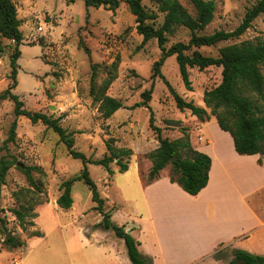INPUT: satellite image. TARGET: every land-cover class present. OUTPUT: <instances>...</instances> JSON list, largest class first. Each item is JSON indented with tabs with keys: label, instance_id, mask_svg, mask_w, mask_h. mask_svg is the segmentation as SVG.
<instances>
[{
	"label": "rangeland",
	"instance_id": "obj_1",
	"mask_svg": "<svg viewBox=\"0 0 264 264\" xmlns=\"http://www.w3.org/2000/svg\"><path fill=\"white\" fill-rule=\"evenodd\" d=\"M13 1L22 21L21 31L24 34L23 45L20 47L22 56L18 61V87L13 92L24 102L26 110L60 119L65 129L75 133L77 151L94 160L102 159L108 153L105 142L109 138H115L116 142L121 143L129 141L138 152L149 151L152 147L146 141L148 135L152 136L148 125L149 110L145 107H132L142 101V94L151 88L153 95L150 105L155 113L156 125L163 130V136L174 140L179 132L182 133V127L188 128L183 126L182 120L189 117L186 114L188 112L177 108L169 87L161 77L153 78L154 64L161 57L158 42L152 39L143 44V37L136 30V18L125 0L114 12L91 7L89 17L83 0H75L74 3L70 0ZM179 1L196 16L190 0ZM257 2L258 0H216L212 23L198 34L234 31L242 23L247 10ZM144 4L150 13L157 16L148 23L160 28L165 21V13L159 10L157 4L150 1H145ZM263 37L264 14L240 38L221 42L213 47H202L198 51L206 56L218 57L223 48L243 42L257 43ZM167 38L166 46L170 48L178 42L188 43L191 32L179 26L168 33ZM81 42L90 50V55L81 47ZM14 52L15 43L0 37V95L12 83L10 57ZM114 63H118L116 79L107 94L121 101L126 109L119 110L107 124V120L98 111V105L93 104L92 65L99 66L96 85L101 86L113 74L111 67ZM262 71L264 74V66ZM189 72L192 91H188L182 81L175 56L169 57L161 67V74L180 96L197 105L202 104L204 92L221 83L222 68L214 66L203 71L191 68ZM168 120H178L180 124L175 125ZM15 121L16 140L8 143V150L0 151V159L9 154L16 160L9 170L0 199V205L4 209L1 215L6 216L8 222V232L0 230V264H108L103 255H100V250L89 245L94 239L86 236L94 231L98 233L93 238L103 234L102 239H105L106 235L103 228L97 227L103 218L95 209L96 204L92 201L89 187L82 181L75 182L72 208L63 210L57 205V199L62 194L61 184L82 174V161L69 155L66 146L59 142V135L53 130L47 129L42 123L33 124L24 116L16 117L15 104L11 100H0V148L8 140ZM132 139L137 140L131 142ZM116 142L115 146L118 147ZM153 143L155 145L156 142ZM154 150L139 155V159L142 161ZM133 155L128 162L133 159ZM116 162L117 160L111 164V168L119 171ZM20 165L42 170L32 172L34 179L42 185V194L27 192L33 188L25 172L19 168ZM88 169L105 200V211L108 212L110 208L123 210L125 213L133 210L134 205L121 198L113 183L115 177L111 179L106 168L88 164ZM169 169L171 170L170 166ZM117 182L120 184L123 180L119 178ZM19 192L23 194L18 200L15 193ZM29 201L42 204L35 206L33 214L36 218H28V221H34L35 227L28 226V231H24L12 210ZM255 204L264 218V191L259 194ZM188 222L189 219L186 227L183 230L177 228L180 231L173 236L175 245L170 252L175 257L174 260L191 248L187 236L191 232ZM205 225L200 223L194 233L198 235ZM36 230L41 231L43 237L30 238V232ZM106 232L116 238L113 231ZM9 233L25 245L18 248L6 245ZM122 246L127 255L123 241ZM167 246L166 244V249ZM232 256V251L225 248L220 249L215 259L229 263Z\"/></svg>",
	"mask_w": 264,
	"mask_h": 264
},
{
	"label": "trees",
	"instance_id": "obj_2",
	"mask_svg": "<svg viewBox=\"0 0 264 264\" xmlns=\"http://www.w3.org/2000/svg\"><path fill=\"white\" fill-rule=\"evenodd\" d=\"M70 1L71 3L75 2V0ZM83 1L89 17V9L91 7L96 9L104 8L114 12L120 7L123 0ZM145 1L157 4L159 10L165 13V21L160 28L157 29L148 23V21L155 19L157 16L147 10L144 4ZM125 2L136 18V30L143 37V44L152 39H156L158 42L161 57L154 64L153 78L161 77L164 80L175 99L177 108L182 112L190 111L193 116H197L202 121L209 120L211 116H214L219 127L232 136L236 152L240 155H259V165L264 167V74L262 71L264 66V37L257 43L243 42L223 48L218 57L206 56L198 51L199 48L213 47L221 42L238 39L244 35L253 26V22L264 14V0H258L257 4L247 10L242 23L234 31L226 32L220 30L211 35H199L198 33L204 31L212 23L217 7L216 0H190L196 10V16H193L179 0H125ZM21 25L22 21L19 19L14 1L0 0V37L15 43V52L10 57V80L12 83L0 95V100H11L14 102L16 117L24 116L33 124L42 123L47 129L53 130L59 135V142L66 146L69 155L73 159L82 161L84 165L82 174L61 184L60 191L62 194L57 199V205L63 210L71 209L74 204L72 195L74 183L82 181L91 190L92 201L96 204L95 209L98 210L103 218L97 227L106 231L111 230L118 238L125 241L132 264H152L151 258L145 257L140 253L139 242L126 232L124 226L114 223L111 213L105 211V200L102 198L97 184L91 178L88 169V164L103 166L112 176L115 172L112 170L111 164L117 160L116 164L119 166V172L125 173L129 170V162L127 160L133 155V151L116 147V139L109 138L105 142L108 153L102 159L94 160L88 158L84 153L75 149V133L65 129L61 125L60 119L53 118V116L42 112L26 110L24 102L13 92L18 87V61L22 56L20 47L24 41ZM179 26L191 32V39L188 43L178 42L168 48L166 46L168 42L167 34ZM80 45L90 55V50L84 43L81 42ZM172 56L176 57L182 81L188 91H192L189 69L198 68L203 71L214 66L222 68L221 83L215 88L204 92L203 101L210 111L198 106L194 101L185 100L161 74V67ZM98 67L96 64L92 65L91 96L93 104L98 105V111L102 118L109 120L119 110L126 109L121 101L107 94L111 84L116 79L118 63L112 65L113 74L101 86L96 85ZM152 95L153 88L146 90L142 94V101L132 107V109L145 107L149 110V128L159 142V147L147 155V158L153 163L148 182H153L159 177L162 170L170 166V181L177 183L189 195L197 196L209 183L213 160L209 155L193 147L187 128H181L183 137L177 140H171L163 136V130L156 125L155 113L150 105ZM168 122L175 125L180 124L178 120H168ZM16 129L17 122L15 121L10 129V136L4 146L0 148V151L8 150V143L15 142ZM8 155L0 159V199L2 188L7 182L9 170L16 161L13 156ZM173 157L176 158L175 161H173ZM19 168L25 172L29 184L33 188V190L29 189L27 192L42 194L41 183L37 182L32 175L33 171L42 172V170L38 167H23L22 165ZM22 194V192L15 193V197L19 200ZM39 204L42 203L29 201L27 204H22L20 208L12 210L24 231H28V226L35 227L34 221H28V218H36L33 212L35 206ZM3 212L4 209L0 205V230L8 232L7 218L1 215ZM29 236L30 238L43 237V233L39 230L31 231ZM5 243L12 248L25 245L24 242L18 240L15 236L7 238ZM240 263L264 264V257L244 250H236L234 259L230 264Z\"/></svg>",
	"mask_w": 264,
	"mask_h": 264
},
{
	"label": "crops",
	"instance_id": "obj_3",
	"mask_svg": "<svg viewBox=\"0 0 264 264\" xmlns=\"http://www.w3.org/2000/svg\"><path fill=\"white\" fill-rule=\"evenodd\" d=\"M198 106L209 111L204 101ZM186 112L189 117L182 119V122L183 126L188 127L193 147L213 160L207 187L197 196L189 195L177 183L170 181L169 167L162 170L153 182H148L153 163L149 158L141 161L138 156L159 147L153 132L152 136L146 138L152 146L146 152H138L129 141H117L119 148L132 149L134 155L128 163L127 172L112 169L115 173L110 178L115 177L113 183L121 198L134 207L128 213L110 208L108 211L112 221L124 226L126 232L139 242L140 253L151 258L152 264H230L236 250L264 257V218L255 204L259 194L264 191V167L259 165L260 156L238 154L232 136L219 127L214 116L202 121L190 111ZM110 122L111 118L107 124ZM181 137L183 134L179 132L174 140ZM119 178L123 180L120 184L117 182ZM106 200L110 203L108 198ZM118 218L120 220L117 221ZM187 218L191 226V232L187 233L191 248L174 260L170 252L175 245L173 236L179 233L177 228L183 230L186 227ZM200 223L206 225L196 235L194 229ZM97 233L85 234L94 239L89 245L96 246L108 264H132L128 251L127 255L124 254V240L116 235V238L112 237L106 230L105 239H102L103 234L93 238ZM225 248L233 253L229 263L215 259L220 249Z\"/></svg>",
	"mask_w": 264,
	"mask_h": 264
},
{
	"label": "water",
	"instance_id": "obj_4",
	"mask_svg": "<svg viewBox=\"0 0 264 264\" xmlns=\"http://www.w3.org/2000/svg\"><path fill=\"white\" fill-rule=\"evenodd\" d=\"M176 160V158L175 157H173V161H175ZM9 237H11V234L9 233Z\"/></svg>",
	"mask_w": 264,
	"mask_h": 264
},
{
	"label": "built area",
	"instance_id": "obj_5",
	"mask_svg": "<svg viewBox=\"0 0 264 264\" xmlns=\"http://www.w3.org/2000/svg\"><path fill=\"white\" fill-rule=\"evenodd\" d=\"M199 139L201 140L202 138L200 137Z\"/></svg>",
	"mask_w": 264,
	"mask_h": 264
}]
</instances>
